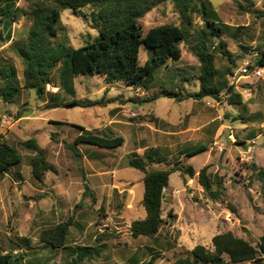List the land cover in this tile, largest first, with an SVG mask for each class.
Returning a JSON list of instances; mask_svg holds the SVG:
<instances>
[{"label": "rangeland", "instance_id": "obj_1", "mask_svg": "<svg viewBox=\"0 0 264 264\" xmlns=\"http://www.w3.org/2000/svg\"><path fill=\"white\" fill-rule=\"evenodd\" d=\"M37 1L0 0V8L7 10L10 3L12 8L29 14ZM203 5L218 14L223 30L220 37L209 34ZM192 7L191 36L181 44V60L171 61L158 70L148 89L129 87L124 82L111 85L99 74L75 76L70 58L65 57L53 71L44 94L23 88L14 105L0 99V135L22 156L20 178L13 171L3 183L0 251L30 254L24 264H29L28 260L34 264H68L70 251L47 248L41 242V234L70 220L75 223L68 238L70 247L87 246L97 252L87 264H130L132 259L145 263L153 257L154 264H173L197 245L211 248L215 235L229 231L253 245L259 244L264 234V179L258 176V168H264V72L257 77L254 70L243 72V66L252 49L258 52L264 48V18L260 17L264 0H193ZM92 14V7L78 13L64 9L58 24L59 35L53 40L69 50L94 41L99 31L93 25ZM141 24L147 33L164 24L181 26L182 17L172 2H165L141 19ZM32 26V18L22 13L12 24L0 23V66H15L22 86L24 65L12 47L27 42ZM206 33V48L215 56L216 68L220 73L230 72L229 84L243 95L244 103L230 105L225 91L221 100L206 97L182 102L169 98L146 101L165 88H177L183 95L199 91L201 63L195 49L201 46ZM221 42L227 45V55L220 49ZM151 55L143 46L141 65ZM55 91L61 101L74 97L113 102L107 107L52 110L48 114L51 120L65 121L54 128L48 120L40 121V106ZM16 107V114L8 110ZM133 107L140 109L134 118L126 113ZM23 115L29 119L17 123ZM5 116L10 123L4 122ZM105 124L109 127L104 130L106 135L125 139L122 147L105 151L75 146L77 126L100 129ZM52 132L57 134L55 141L51 140ZM230 134L235 141L229 138ZM31 138L37 139L48 162L55 167L44 182L33 177L34 152L22 146L23 141ZM201 145L208 150L187 156ZM146 156L160 160L148 166L149 170L170 169L179 163L193 166L196 176L174 171L164 191L165 222L160 232L153 237L134 238L132 224L144 219L147 213L143 205L144 173L131 167L129 160ZM206 166L211 191H206L198 179L199 171ZM86 186L90 191L85 195ZM200 186L203 193L199 192ZM174 190L178 193L173 194Z\"/></svg>", "mask_w": 264, "mask_h": 264}, {"label": "trees", "instance_id": "obj_2", "mask_svg": "<svg viewBox=\"0 0 264 264\" xmlns=\"http://www.w3.org/2000/svg\"><path fill=\"white\" fill-rule=\"evenodd\" d=\"M165 2L174 4L182 17V25L164 24L153 27L145 33L141 19ZM192 3L193 0H38L29 14L25 10L12 8L13 4L9 3L7 10L0 8V12L4 13L0 23L12 24L14 19L22 13L32 18L33 26L30 29L27 42L12 47L24 65V84L21 85L15 66L3 64L0 66L2 82L0 98L6 103H14L19 91L23 88L35 90L40 95L44 94L47 85L52 81L53 71L59 63L65 60V57L70 58L72 72L75 76L99 74L109 84L124 82L129 87L148 89L149 84L155 80L158 70L167 67L171 61L181 60V44L191 36ZM86 7L93 8V25L98 29L99 36L87 45L72 50H69L64 44L55 42L53 38H57L59 35L58 24L61 22L63 10L71 9L78 13ZM202 8L204 23L209 34L212 37H220L223 30L218 14L211 9L208 10L204 5ZM260 17L264 18V13ZM206 35L204 38L202 37L201 46L195 49L201 63L199 91L183 95L176 91L177 88H165L146 101L151 102L161 98L177 101L191 98L201 100L206 97L221 100V94L225 91L227 102L230 105L244 103L243 95L236 91L234 85L229 84L228 75L230 72L226 70V73H220L216 68L215 56L210 54L206 48L207 42L204 39L209 37ZM143 46L152 55L144 65H141L140 52ZM226 47L225 42L220 43V49L224 55H227L228 52ZM258 53V56L248 66V71L256 68L264 69V48ZM62 88H65L63 82ZM111 102L113 101L109 103ZM97 105L106 106L107 103L104 100L91 102L74 99L71 102L52 106V108ZM78 128L82 130V133L76 138L75 146L90 145L101 149L115 150L121 147L125 141L123 137L108 138L98 135L96 132L87 131L80 126ZM22 146L34 152L31 167L37 181L42 182L47 172L55 171V167L46 158L45 150L35 138L23 141ZM207 150V146L201 145L194 148L187 156L192 157ZM159 161H154L149 156H146L145 159L134 157L129 160L131 167L144 173L143 205L147 213L144 219L132 224L131 233L134 238L153 237L160 232L165 222L162 218V200L171 174L174 171H182L192 178L196 176L193 166H182L179 163L170 169L149 170L148 166ZM21 163V154L0 135V176L5 175ZM208 169V166L202 168L198 173V179L206 191H211L212 183ZM258 171V176L264 179V168H258ZM88 191L90 188L86 186L85 195ZM171 213L170 211V217H172ZM73 225L75 223L70 220L44 230L41 234V242L47 248L69 250L71 260L68 264H87L91 259H95L97 252L94 248L87 246L70 247L68 238ZM29 255L24 252L15 254L14 252L0 251V264H24L26 256ZM245 262L264 264V234L259 244L253 245L233 232L221 233L213 237L211 248L197 245L185 257L177 259L173 264H241ZM28 263L34 264L32 260H28ZM154 263L153 257L145 263H136L135 259H132L130 264Z\"/></svg>", "mask_w": 264, "mask_h": 264}, {"label": "crops", "instance_id": "obj_3", "mask_svg": "<svg viewBox=\"0 0 264 264\" xmlns=\"http://www.w3.org/2000/svg\"><path fill=\"white\" fill-rule=\"evenodd\" d=\"M118 83H120V82H117V83H113V84H111V85H116V84H118ZM109 84V83H108ZM55 88V87H54ZM57 88V87H56ZM59 89V88H58ZM113 91V90H112ZM56 92L57 91H55V92H52L53 93V95H51V96H49V95H47L46 96V99H44L42 102H41V106L40 107H42V111H41V113H40V121H42V122H46L47 120L49 121V124L51 125V126H53L54 128H57V126H60V125H63V123L65 122V121H53V120H51L49 117H48V114L50 113V111H52V110H55V109H59V108H64V107H56V108H52V106H56L57 104H61V103H67V102H71V101H73L75 98L74 97H72L71 98V100L70 99H68V100H66V101H61L60 100V98H59V95L57 94L56 95ZM114 92V91H113ZM73 94H74V92H71V95L73 96ZM110 97H115V96H110ZM1 99V98H0ZM2 100V99H1ZM77 100V99H76ZM159 100V99H158ZM3 101V100H2ZM81 101H91V102H95V101H97V100H89V99H86V100H81ZM184 101H187V100H184ZM4 102V101H3ZM180 102V101H179ZM182 102V101H181ZM6 103V102H5ZM8 104H12V105H14V103H10V102H7ZM112 103V102H111ZM111 103H107V105L106 106H104V107H107L108 105H110ZM97 106H99V105H97ZM92 107H96V106H92ZM84 108H87V107H84ZM15 109H17V107L15 108ZM14 108L13 109H8L9 111H14V113L13 114H16L17 112H18V109L17 110H15ZM113 110H114V108H112V109H110V113L111 112H113ZM159 117V116H158ZM29 119V116H27V115H23L22 117H20L16 122L17 123H20V124H22L24 121H26V120H28ZM161 119V118H160ZM0 125H1V127H3V125L1 124V122H0ZM77 127H79V126H77ZM81 127V126H80ZM82 128H84V127H82ZM107 128H109L108 127V124H105L102 128H100V129H88V128H84L85 130H87V131H92V132H96L98 135H101V136H103V137H108V138H116V137H120V136H116V137H111V136H108V135H106L105 133H104V130H106ZM78 133H77V136L75 137V140H76V138L82 133V130L81 129H79L78 128ZM55 134V135H54ZM56 138H57V134L56 133H54V132H52L51 133V140L52 141H55L56 140ZM37 140V139H36ZM75 140H74V144H75ZM125 140V139H124ZM124 143H125V141H124ZM124 145V144H123ZM122 145V146H123ZM80 146H85V147H89V148H93V149H97V150H105V151H111V150H106V149H101V148H98V147H95V146H90V145H78V146H76V147H80ZM121 146V147H122ZM120 148V147H119ZM118 149V148H117ZM117 149H115V150H117ZM114 151V150H113ZM93 156H94V154H93ZM20 165H22V163L20 164ZM20 165L19 166H17V167H14V168H12L8 173H6L5 175H2V176H0V196L4 193V188H5V185L3 184L5 181H6V179H8V178H10L9 177V175L11 174V173H13V171H14V173H15V175H16V177L17 178H20V173L18 172V170L20 169H18V167H20ZM51 171H49V172H47V173H50ZM46 173V175H48ZM33 174V173H32ZM34 177V176H33ZM46 177V176H45ZM35 179V178H34ZM36 180V179H35ZM44 180H45V178L43 179V181L42 182H44ZM38 182H40V181H38ZM185 182H186V184H187V186L188 187H190L189 186V178L188 177H186L185 178ZM166 190V189H165ZM18 191H20V189L18 188ZM5 195H6V193H5ZM14 253H18V252H16V251H14ZM37 260L35 259V262H36ZM33 262V261H32ZM37 263H39L38 261H37Z\"/></svg>", "mask_w": 264, "mask_h": 264}, {"label": "built area", "instance_id": "obj_4", "mask_svg": "<svg viewBox=\"0 0 264 264\" xmlns=\"http://www.w3.org/2000/svg\"><path fill=\"white\" fill-rule=\"evenodd\" d=\"M213 49H215V47H213ZM258 52H257V50H256V48L255 49H252V54H251V56H250V59H248V60H246L245 62H244V68H243V72H247L248 71V66L253 62V60L258 56ZM264 72V69L263 68H256V69H254V74L257 76V77H261L262 76V73ZM139 110L140 109H138V108H136V107H133L132 109H127V111H126V113L130 116V117H132V118H134V117H137V115H138V113H139ZM4 122H6V123H10L9 122V119L5 116L4 117ZM229 138L232 140V141H235V138H234V135L233 134H230V136H229ZM253 143H255V142H253ZM251 148V147H250ZM251 151V150H250ZM199 192L200 193H203L204 192V190H203V188L200 186V189H199ZM178 193V190H174L173 191V194H177Z\"/></svg>", "mask_w": 264, "mask_h": 264}]
</instances>
